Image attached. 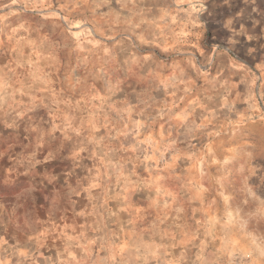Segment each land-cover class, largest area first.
Here are the masks:
<instances>
[{"label":"rangeland","instance_id":"374dc122","mask_svg":"<svg viewBox=\"0 0 264 264\" xmlns=\"http://www.w3.org/2000/svg\"><path fill=\"white\" fill-rule=\"evenodd\" d=\"M192 2L0 0V264H264V54Z\"/></svg>","mask_w":264,"mask_h":264},{"label":"crops","instance_id":"0c3cea01","mask_svg":"<svg viewBox=\"0 0 264 264\" xmlns=\"http://www.w3.org/2000/svg\"><path fill=\"white\" fill-rule=\"evenodd\" d=\"M237 1H240V3H232ZM209 4V6L199 8L196 2H192L177 7L176 9L180 12L174 18L175 24L194 27L198 19L208 20L206 25L211 30L212 27L215 30L212 33V41L220 43L214 51V56L217 54V56L228 59V64L229 59L233 57L255 58L264 54V19L259 18L260 9L255 7V4L247 3L244 0H232L230 2L222 0V2L215 5ZM213 6L216 8L214 12L211 9ZM210 16L212 17L211 21L209 20ZM242 63L248 65L243 60ZM220 68L226 69V72L231 70L229 66H220ZM240 81V89H246L250 92L255 87L260 88V80H256L252 75L243 77ZM258 105L264 106V100ZM253 106L254 104H251L249 108L251 109Z\"/></svg>","mask_w":264,"mask_h":264}]
</instances>
